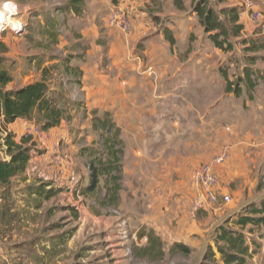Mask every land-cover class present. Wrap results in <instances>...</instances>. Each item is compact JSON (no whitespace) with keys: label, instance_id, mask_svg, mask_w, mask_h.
<instances>
[{"label":"rangeland","instance_id":"rangeland-1","mask_svg":"<svg viewBox=\"0 0 264 264\" xmlns=\"http://www.w3.org/2000/svg\"><path fill=\"white\" fill-rule=\"evenodd\" d=\"M2 1L4 0H0V3ZM30 1L27 2L30 6L28 11L25 12L19 7L24 32L18 36L10 35L12 37H9V41L3 43L6 53L2 55V67L10 75L13 74L17 86L39 78L42 66L49 68V89L54 90L58 85L61 86L63 106L83 102L82 94L76 88L82 74L78 76L79 71L74 70L80 69L85 61L84 52H80L85 44L78 43L80 47L75 56L65 53L67 48L73 51L74 43L70 41L68 27L71 18L63 25L61 17L53 13V7L61 1ZM210 2L218 11L228 1L222 4L214 0ZM186 12L192 16L191 7L186 8ZM22 15L24 17H21ZM47 22L49 30L46 34V29L43 31V28H46ZM195 22L194 28L198 27V22ZM257 24L245 17L244 25L249 28L247 32H242L241 38L251 34L249 32ZM107 28L108 31L124 34L110 27L108 23ZM50 32L57 33L55 43L50 40ZM115 35L117 37L116 33ZM104 42V37L100 35L97 44L104 46ZM201 42L200 49L205 50L206 62L211 66L214 106L218 100L225 98L224 96H232V93L225 92V83L219 70L226 71L229 80L234 81L242 74L244 56L252 54L244 51L240 39L232 41L234 48L229 53L216 50L207 37L202 38ZM261 54L264 56V51ZM62 60H68L72 69L71 76L63 72L62 67L58 70L52 68ZM263 64L258 62L256 66L262 67ZM96 113L97 117L102 116V112ZM233 115V112H230L227 119L220 121L219 128L211 130L212 140H218V152L224 146L230 147L231 138L237 128L230 118ZM93 117L92 111H87L83 102L78 112L71 113L69 121L62 122L51 134L47 133L46 141L33 139L34 156L27 170L30 182L22 183L23 187L19 189L20 192L28 191V187H33L40 181L47 182L48 178L52 177L49 181L53 186H60L56 189L57 195L41 205V215H38L37 211L36 215L30 216L35 224L42 222V228H37L33 233L43 242L56 244L61 240L58 236L70 235L66 244L59 248L61 255L55 258L57 261L54 264H223L215 246V230L219 226L237 230L233 222L243 213L247 205H243V202L251 201L257 206L264 202L263 177L255 184L257 193L253 198L239 199V205L231 198L230 203L226 205L207 207L192 213L191 203L197 191L191 181L201 163L183 167L180 172L179 168L170 165L173 146L169 142H159L156 135L147 150L136 149L134 153L124 150L119 201L117 205L111 206L104 202L105 192L102 189L82 195L83 189L89 185L90 160L81 156L79 150L96 147L100 141L98 133L92 130ZM32 122L36 123L35 120ZM19 133L21 134L20 131ZM174 136L176 135H171V138ZM150 137L148 132V138ZM166 139L169 140L170 136ZM134 145L135 143L132 146ZM129 155L131 160L127 162L125 157ZM2 156L5 157L4 146L0 142V157ZM37 171L40 179L33 177L37 176ZM233 185L227 184L228 187ZM221 186L223 184L220 182V188ZM240 232L249 249L248 263L264 264V227H247ZM176 245L182 247L177 248Z\"/></svg>","mask_w":264,"mask_h":264},{"label":"crops","instance_id":"crops-1","mask_svg":"<svg viewBox=\"0 0 264 264\" xmlns=\"http://www.w3.org/2000/svg\"><path fill=\"white\" fill-rule=\"evenodd\" d=\"M192 1L86 0V17L68 21L74 46L72 52L67 48L65 53L75 56L80 47L78 43L85 44L80 51L85 54L80 67L82 79L76 88L82 94L87 111L112 115L120 129L124 150L133 153L136 149L147 150L154 142L153 136L158 135L159 142L173 146L170 165L180 172L183 167L206 164L217 154L218 140H212L211 130L219 128L220 121L233 112V117H229L237 128L231 138L230 155L216 173L223 184L220 193L231 195L238 204L239 199L253 198L257 193L255 184L260 178L264 179V85H259L251 101L243 92L239 97L224 96L212 105L215 97L212 98L211 92V66L206 62L205 50L200 49L201 39L207 36L202 34L199 25L194 28L196 17L186 12ZM225 1H228L226 7H242L240 22L243 32H247L249 27L244 25V19L249 16L243 9V0ZM253 2L264 11V0ZM21 8L28 11L29 3ZM114 8L124 10L130 17L132 29L128 34L107 30L109 14ZM249 33L246 38H264V24L258 23ZM100 35L104 37V46L97 44ZM4 36L3 43L12 37ZM258 62L264 63V59ZM259 67L257 69L264 70V64ZM10 76L12 82L8 90L41 78L17 86L13 74ZM32 123L16 120L5 130L18 142ZM171 135L176 136L171 138ZM134 143L138 146H132ZM125 160L130 162L131 155ZM32 161L33 158L28 168ZM36 173L33 177L40 179L39 172ZM11 182L9 222L0 218V264H54L55 258L61 255L59 246L43 242L33 233L42 228V222L35 224L30 216L37 211L41 215L42 206L37 207V199L28 191L20 192L23 184L18 178ZM25 182L29 183L30 179L27 177ZM227 184L234 185L228 187ZM2 203L0 191V212Z\"/></svg>","mask_w":264,"mask_h":264},{"label":"trees","instance_id":"trees-1","mask_svg":"<svg viewBox=\"0 0 264 264\" xmlns=\"http://www.w3.org/2000/svg\"><path fill=\"white\" fill-rule=\"evenodd\" d=\"M19 7H22L30 0H13ZM60 4L53 7V13L61 17V22L66 25L68 18H84L87 11L85 8L86 0H60ZM219 4L225 0H214ZM177 2V0H176ZM178 8H181L178 6ZM242 7H222L216 11L211 5L210 0H193L191 13L196 17L198 25L201 27L207 39L213 47L223 53L233 51V40L240 39L244 51L249 52L250 56H244V66L242 74L237 76L234 81H230L224 70H219L225 83V92L232 93L234 97H239L245 92L247 100L251 101L259 85H264V70L254 68L257 61L263 60L264 38L253 40L251 38H241L244 26L240 22ZM31 25V24H30ZM29 25V27H30ZM46 34L49 30L47 22ZM43 29V31H45ZM165 34V32H164ZM49 37L55 43L57 33L50 32ZM170 44L174 41L171 39ZM5 45L0 41V142L4 146L6 159H0V191L2 192V209L0 218L4 222H9V209L11 207L10 187L11 180L18 178L20 183L27 180L25 176L28 164L34 156L35 144L31 138L22 136L18 142L15 136L6 132V127L13 124L16 120L36 121L42 130L47 132L54 131L64 121L71 119V113L78 112L83 102L73 103L71 106H63L64 98L60 95L61 86L56 89H49L47 74L49 68H42L41 78L38 81L27 84L20 88L7 89L12 82L10 74L2 67V55L6 52ZM71 57V56H70ZM39 59V58H37ZM41 61L38 62L40 68ZM71 76L72 69L68 60L52 66ZM78 76H81V69ZM80 80L76 83L80 84ZM92 130L98 133L100 141L95 147H85L79 150L83 157L90 160L88 168L89 185L83 189L82 195L92 194L97 190H104V202L115 206L119 201V192L122 182V158L124 155V143L120 138V129L114 123L110 113H103L97 117L96 111H92ZM52 131V132H53ZM6 134L3 136V133ZM51 132V133H52ZM51 181L38 182L33 187H28V193L34 195L38 201V206L53 199L58 190L54 188ZM260 186H257V190ZM74 208V207H71ZM0 219V221H1ZM228 222L226 223V225ZM237 230H231L227 226H219L215 230V246L223 264H249V249L241 230L247 227H264V202L259 206L254 202L246 205L243 213L233 222ZM250 230V228H249ZM248 230V231H249ZM59 243L54 245L63 247L69 240L70 235H61ZM177 248L182 247L176 245ZM213 255V254H212Z\"/></svg>","mask_w":264,"mask_h":264},{"label":"built area","instance_id":"built-area-1","mask_svg":"<svg viewBox=\"0 0 264 264\" xmlns=\"http://www.w3.org/2000/svg\"><path fill=\"white\" fill-rule=\"evenodd\" d=\"M243 9L252 22L264 24V11L258 9L254 2L243 0ZM0 14H2L0 15V41L6 34L18 36L24 32L23 22L19 17V6L16 2L13 0L2 1L0 3ZM108 25L124 34H128L132 29L130 17L124 10L118 8L111 10ZM23 136L32 140L46 141L48 134L42 130L40 125L32 123L27 127ZM229 155L230 148L224 146L208 163L199 166L195 170L191 182L197 193L191 203L192 213L207 207L230 203L231 197L220 193V182L216 173V169L225 164Z\"/></svg>","mask_w":264,"mask_h":264},{"label":"clouds","instance_id":"clouds-1","mask_svg":"<svg viewBox=\"0 0 264 264\" xmlns=\"http://www.w3.org/2000/svg\"><path fill=\"white\" fill-rule=\"evenodd\" d=\"M7 7V6H6ZM0 15H2V14H0Z\"/></svg>","mask_w":264,"mask_h":264}]
</instances>
